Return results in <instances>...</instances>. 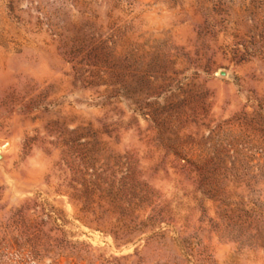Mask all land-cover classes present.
<instances>
[{"label": "rangeland", "instance_id": "1", "mask_svg": "<svg viewBox=\"0 0 264 264\" xmlns=\"http://www.w3.org/2000/svg\"><path fill=\"white\" fill-rule=\"evenodd\" d=\"M0 154V264H264V0H0Z\"/></svg>", "mask_w": 264, "mask_h": 264}, {"label": "bare ground", "instance_id": "2", "mask_svg": "<svg viewBox=\"0 0 264 264\" xmlns=\"http://www.w3.org/2000/svg\"><path fill=\"white\" fill-rule=\"evenodd\" d=\"M0 157H1V154H0Z\"/></svg>", "mask_w": 264, "mask_h": 264}, {"label": "water", "instance_id": "3", "mask_svg": "<svg viewBox=\"0 0 264 264\" xmlns=\"http://www.w3.org/2000/svg\"><path fill=\"white\" fill-rule=\"evenodd\" d=\"M224 74H225V72H224Z\"/></svg>", "mask_w": 264, "mask_h": 264}]
</instances>
